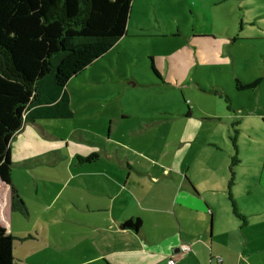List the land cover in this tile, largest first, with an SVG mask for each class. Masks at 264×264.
<instances>
[{
    "label": "rangeland",
    "instance_id": "rangeland-1",
    "mask_svg": "<svg viewBox=\"0 0 264 264\" xmlns=\"http://www.w3.org/2000/svg\"><path fill=\"white\" fill-rule=\"evenodd\" d=\"M200 24L203 32L196 28ZM127 30L129 36L120 37L69 80L74 116L38 121L57 136H48L42 126L28 122L12 138L13 163L22 161L24 150L45 152L62 162L13 168L12 181L26 195L29 207L26 213L14 211L12 234L18 233V227L35 229L41 205L54 194L78 190L69 180L71 145L98 147L100 138L92 133L101 130L105 137L109 125L111 139L123 141H131L128 129L134 127L137 136L144 135L136 142L151 144L163 163H184L203 191L211 184L214 188L215 175L222 177L220 161L230 160L233 165L236 159L231 156L237 153L242 160L240 173L253 170L259 176L264 160V0H134ZM205 33L219 42L195 36ZM192 39L213 43L221 61L215 55L214 61H200ZM176 68L182 76H177ZM255 75L263 77L259 87L238 89L237 76L253 81ZM60 137H67L69 145L65 153L53 155L50 147L63 143ZM216 137L223 146L214 142ZM29 242L14 240L16 264L22 243Z\"/></svg>",
    "mask_w": 264,
    "mask_h": 264
},
{
    "label": "crops",
    "instance_id": "crops-1",
    "mask_svg": "<svg viewBox=\"0 0 264 264\" xmlns=\"http://www.w3.org/2000/svg\"><path fill=\"white\" fill-rule=\"evenodd\" d=\"M203 26L196 28L203 32ZM127 36L128 30L124 37ZM195 36L219 42L214 35ZM192 44L199 50L200 61H214V55L216 61H221L213 43L192 39ZM205 45L210 46L203 51ZM171 66L170 62L168 73ZM157 69L158 77H162L161 69ZM176 70L178 77L183 75V71ZM237 77L238 89L239 84H250L258 78L261 81L253 89L263 82L258 75L252 77L253 81ZM39 120L26 121L22 127L32 122L38 128L42 126L48 136H57ZM128 130L131 141L111 139L109 125L105 137L101 130L92 133L100 138L98 147L71 145L74 157L69 165L72 173L69 180L78 190L68 191L64 196L58 192L50 202L41 205L35 229H16L18 233L13 235L24 239L15 240H31L22 243L17 257L20 264H170V260L171 264H264V160L259 176L253 170L240 173L242 160L238 153L231 156L236 159L233 165L230 160H221L222 177L215 175L214 188L211 184L203 191L189 176L184 163H163L153 153L151 144L135 141L143 134L137 136L134 127ZM60 138L63 143L50 147L53 155L65 153L64 148L69 145L67 137ZM214 142L218 147L224 145L219 137ZM92 153L97 154L92 160L79 158ZM46 154L24 150L22 161L12 162V169L18 165L35 168L62 163ZM13 174L14 170L10 183L0 177V223L5 228L10 225L6 228L9 233L14 230L12 186L27 203L26 195L12 181ZM56 199L62 200L58 204ZM137 220L139 226L126 225L136 224ZM182 244H189L190 249L182 252Z\"/></svg>",
    "mask_w": 264,
    "mask_h": 264
},
{
    "label": "trees",
    "instance_id": "trees-1",
    "mask_svg": "<svg viewBox=\"0 0 264 264\" xmlns=\"http://www.w3.org/2000/svg\"><path fill=\"white\" fill-rule=\"evenodd\" d=\"M134 0H0V177L10 183V142L26 121L74 114L68 82L127 33ZM152 69L158 75L157 67ZM239 84L240 89L253 88ZM92 153L79 157L89 161ZM12 211L26 213L12 186ZM127 222L126 225L139 226ZM0 223V264H16L14 240Z\"/></svg>",
    "mask_w": 264,
    "mask_h": 264
},
{
    "label": "built area",
    "instance_id": "built-area-1",
    "mask_svg": "<svg viewBox=\"0 0 264 264\" xmlns=\"http://www.w3.org/2000/svg\"><path fill=\"white\" fill-rule=\"evenodd\" d=\"M189 249H190L189 244H182V245L180 246V250H181L182 252H185V251H187V250H189ZM220 259H221V258H218V260H220ZM169 263H170V264L173 263V260H170Z\"/></svg>",
    "mask_w": 264,
    "mask_h": 264
}]
</instances>
